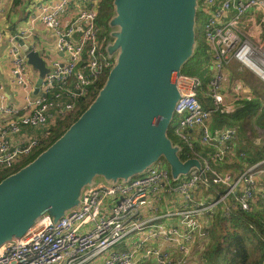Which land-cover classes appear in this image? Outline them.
Listing matches in <instances>:
<instances>
[{
	"label": "built area",
	"instance_id": "1",
	"mask_svg": "<svg viewBox=\"0 0 264 264\" xmlns=\"http://www.w3.org/2000/svg\"><path fill=\"white\" fill-rule=\"evenodd\" d=\"M100 2L36 1L30 5L25 23L6 35L10 75L22 102L9 104L0 80V116L4 118L0 125V171L30 155L49 134L46 130L73 118L77 103L85 101L86 105L96 87L106 80L116 57L108 52L106 31L97 23ZM70 7L75 8L73 16L63 23L61 17ZM252 9L264 13V0H196L195 17L203 16L200 29L208 72L205 81L197 75H178L179 97L171 122L188 159L197 157L189 132L192 128L198 129L200 145L210 149L209 160L223 164L236 152L233 140L237 127L224 126L216 131L211 122L217 112L229 111L224 81L232 62L248 68L264 83V40H250L247 26L242 24ZM40 25L51 31L62 56L43 57L48 70L37 85L27 77V53L18 39L26 43L28 51H38ZM2 39L0 33V43ZM232 89L238 99L246 97L241 94V84L236 82ZM23 127L35 128L39 134L13 144L9 136ZM239 156L246 158L244 152ZM198 161L200 167L178 178L172 177L167 162L159 159L126 180L109 184L97 181L84 190L76 207L58 219L45 212L21 236L2 242L0 264H90L101 258L100 264H187L192 243L208 237L216 213L228 215L235 208H253L257 177H264V159L236 173L217 170L199 157ZM205 188L216 192L203 196ZM199 195L203 199H196ZM146 201L152 205L149 213L143 214ZM261 201L264 204V192ZM172 219L177 222H169ZM211 264L232 263L214 260Z\"/></svg>",
	"mask_w": 264,
	"mask_h": 264
},
{
	"label": "water",
	"instance_id": "2",
	"mask_svg": "<svg viewBox=\"0 0 264 264\" xmlns=\"http://www.w3.org/2000/svg\"><path fill=\"white\" fill-rule=\"evenodd\" d=\"M129 3L115 0L112 20L123 25V53L96 99L49 148L0 182V244L21 236L32 217L69 199L90 175L125 177L158 154L171 164L174 178L200 167L196 158L181 161L166 136L179 97L176 79L194 40L196 0ZM18 42L37 68L39 85L48 70L45 60Z\"/></svg>",
	"mask_w": 264,
	"mask_h": 264
},
{
	"label": "crops",
	"instance_id": "3",
	"mask_svg": "<svg viewBox=\"0 0 264 264\" xmlns=\"http://www.w3.org/2000/svg\"><path fill=\"white\" fill-rule=\"evenodd\" d=\"M36 1H42V0H12V4L13 2L16 3L14 5L18 4L17 6L18 8L14 7V9L15 8L17 9L11 11L10 9L11 1L9 2V4L6 5L5 4L6 1L0 0V33L3 34V39L0 43V80L3 83V88H4L3 91L7 95V100L9 104L12 103V104L19 105L22 102V99H21L22 95L19 91L18 86L15 85L10 75V63H9V57L7 54V42L5 40V37L8 33L15 32L20 25H23L25 23L26 15H27V11L29 7ZM51 1H58V0H51ZM74 10H75L74 7H70L67 10V12L61 17V20L63 23L69 22L70 18L73 16ZM7 17H9L8 20H7ZM244 19L246 21L245 23L247 26L246 37H248L250 40H253L255 42L263 41L264 40V30L261 28V26L264 25V13L257 9H252L251 11L245 14ZM77 34L78 33H76V35ZM38 43H39L38 52L40 53L41 57H61L62 56V53L57 51L54 46V37L51 31H49L48 29H46L45 27L41 25L38 27ZM229 67L231 68V71ZM237 68L242 69V67H239L237 63L232 62L225 70V75L227 78L224 81V97H225V101L227 105L229 106V111L224 112V113L234 112L239 107L240 101L242 99H245V98L238 99L235 96L234 94L235 92L233 91V89L230 90L231 86L234 85L236 82L241 84L242 89L244 88V91L242 92L250 95L252 98L259 99L260 97V96H256V94H253L252 91L246 90V88L244 87L245 84L243 83V81L239 79L236 76V74L233 72ZM37 74H38L37 71H35L32 68L30 69V67H28L27 77H30L33 80H37ZM246 77H247L246 79L247 81H249L248 78H251L248 76ZM251 97L250 99H252ZM260 110L262 111L264 110L263 102H261ZM216 117H217L216 114H214L212 122H211V127H212V130L217 131L223 127L224 122L222 120H219V124H216V121H215ZM251 117H253L254 118L253 120H255V116H250L248 118H251ZM248 118H246L245 120L235 125L238 129V132L241 131L242 134L241 135L237 134L238 137L236 136L237 138L233 140V144L236 149V152L234 154H229L228 158L223 164L209 160L207 155L211 151L209 148L200 145L199 140H198V129L192 128V130H189L191 134V139L195 143V150L197 154L196 159H198L199 157L200 161L208 160L210 165L217 170H228V171H232L236 173L238 171L246 169L248 165H251V163L249 162V155L247 151L252 148H258L259 146H262L264 144L263 143L264 137H262L259 134V132L258 134L255 133L256 137H253L248 130H244L243 124H244V121H246ZM3 119L4 118L0 116V125L3 123ZM259 121L260 122L264 121V117L259 118ZM38 134H39L38 130H35L34 128L23 127L20 132L10 135L9 139L13 144L14 143L20 144L22 142H25L28 137L32 135H38ZM240 152H244L246 155V158H241L239 156ZM180 176L182 175H179L178 177ZM99 181L102 182L101 180ZM257 187L258 189L253 199V202L255 203L257 202L259 204H262L261 206H263V203L261 201V193L264 192V177H261V176L257 177ZM206 190H207L206 188L203 189V194H204L203 196H210L209 194L205 193ZM259 193H260V196H259ZM196 199H203V197L199 195V196H196ZM151 205L152 203H149L148 201H146V203L142 207L143 214L149 213V207H151ZM220 209L222 210V206H220L219 210ZM172 221L177 222L176 220H173V219L170 220L169 222H172ZM212 222H211V225H212ZM154 244L157 245L158 243H154ZM162 247L163 245H160V248ZM204 252H205L204 240L195 239V241L191 245L190 253L185 258L186 263L187 264H211L213 261H208L207 258H205L204 256ZM204 259H206V262L204 261ZM102 260L103 259L101 258L95 261L94 263H90V264H100ZM144 264H151V262L148 261Z\"/></svg>",
	"mask_w": 264,
	"mask_h": 264
},
{
	"label": "trees",
	"instance_id": "4",
	"mask_svg": "<svg viewBox=\"0 0 264 264\" xmlns=\"http://www.w3.org/2000/svg\"><path fill=\"white\" fill-rule=\"evenodd\" d=\"M114 15L115 0H101L98 9L97 23L103 27L104 31V27H108ZM198 19H201L200 23H198ZM194 22L196 29L191 51L187 59L181 64L180 73L187 76L197 75L205 81V68L202 69L201 65L203 66L204 63L207 62L208 54L206 52L205 43L203 39L201 40L202 35L200 26L203 22L202 14H197L196 17L194 15ZM94 96H91L88 101H86L87 104L84 110L88 107L89 102L93 100ZM199 99L203 102L201 97H199ZM260 108L261 102L258 98L242 99L239 107L234 112H217L216 116L230 125H236L250 116H255L257 125L263 130L264 134V121H259V118L264 117V110L262 111ZM71 123L72 122L67 125L69 126ZM60 129H63V127ZM167 136L169 137L171 145L177 148L178 158L181 161L188 159L186 156V148L174 135L171 124L167 129ZM247 153L251 164L264 159V144L258 148L248 150ZM10 173L12 172L2 173L0 171V182L9 176ZM262 207L263 210L254 212L235 208L232 209L228 215H224L221 211L216 213L209 231V236H211L212 231H214L216 237V243L213 244V254L216 253V256L212 261L219 260L232 264H264V206ZM251 245L252 249L254 248L258 254L253 252ZM209 250L210 247L208 244L207 251L209 252Z\"/></svg>",
	"mask_w": 264,
	"mask_h": 264
},
{
	"label": "rangeland",
	"instance_id": "5",
	"mask_svg": "<svg viewBox=\"0 0 264 264\" xmlns=\"http://www.w3.org/2000/svg\"><path fill=\"white\" fill-rule=\"evenodd\" d=\"M3 1H6V3H5L6 5L9 4V2L11 1V5H10L11 11L16 10L18 8L17 7L18 4L14 5V4H16L15 2H13V4H12V0H3ZM129 2H130V0H125V1L123 0V5L128 6V5H130ZM14 7H17V8L14 9ZM117 15H118L117 14V9H116V6H115V15L113 16V19H115L117 17ZM8 19H9V17H7V20ZM100 21H101V19H100ZM197 21H198V23H200L201 19H198ZM245 22L246 21L243 18L242 19V24L244 26H246ZM261 28L264 30V25H262ZM104 29L107 32L106 33L107 39H108V41L106 43L107 47L114 46L113 54L116 57V60L118 62L122 58L121 56H122V53H123L122 49H121V44H122V37L121 36L124 33L123 25L121 23H119V22H116L115 20H112L108 24V27H104ZM195 29H196V25H195V22H193L194 34H195ZM201 40H202V38H201ZM28 66L30 67V69L32 68L35 71H37L36 70L37 68L31 62H28ZM201 68L202 69L205 68L204 76H205V79H206V74L208 72L207 63H204L203 66L201 65ZM230 71H231V68H230ZM233 72L236 74V76L239 79H241L243 81V83L245 84L244 87L246 88V90L247 91H252V93L256 94V96H260L259 99H261L262 101L261 100L260 101L263 102V104H264V83L253 72H251L248 68H245V67H242V69H238L237 68ZM246 76L251 77V78H248L249 81L246 80L247 79ZM107 81H108V79L105 80L104 83L102 82V83L99 84L98 87H96L95 92H94V95H95L94 98L95 99L98 96L97 95L98 91L100 90L101 87L105 86ZM241 91H244V88ZM242 95L246 96L245 99H250V97H251L250 95H248V94H246L244 92H242ZM90 102H92V100ZM84 105H85V101L78 102L77 103V109L78 110L74 114L73 118L66 119V120L60 122L56 127H53L52 130H48V131L46 130L45 133H49V134H47L46 136H43L40 139L39 144L36 147L33 148V150H32L30 155L22 158L12 168L2 170L1 172L2 173H7V172L14 173V172H16L19 169V167H22V166L26 165L27 163H29L31 161L32 158L34 159V157L39 155L42 151H44L47 148H49L60 136H62L66 132V130H68L70 125L68 126L67 124H69L70 122H73L80 115V113L82 111H84ZM253 119L254 118L251 117V118H248L246 121H244V124H243L244 130H248L253 137H256V134H258V132H259V134L262 137H264L263 130L260 127H258V125H257V120H253ZM219 120H221V119L216 117V119H215L216 124H219ZM172 124H173V122H172ZM224 126H230V125L228 123L224 122L223 123V127ZM61 127H63V129H60ZM258 129H259V131H258ZM35 130H37V129H35ZM239 134L241 135L242 132L241 131L238 132V135ZM238 135H237V137H238ZM166 136H167V130H166ZM167 138L169 139L168 136H167ZM176 154H177V151H176ZM159 157H160V154H158L152 161L144 164L141 168H138V169H135V170H132V171L128 172V175L125 176V177H123L121 175H116V176L106 175L104 173H96L94 175H90L88 178H85V179L80 181V183L78 184L77 189L74 191L73 195L69 199L62 201L60 203V205H49V206L45 207L42 211L37 213L36 215L39 216V215H41V214L46 212V213L50 214L53 219H56L61 214H64L65 212L71 210L72 208L76 207L79 204V201L81 200V198L83 196V192H84V190L87 187L92 186L93 184H95L99 180L109 184V183L118 182L119 180H122L123 178H130V177H132V176H134L136 174L142 173L146 169H148L151 166H153L157 162V160H159ZM169 166L171 168V171H173L174 169H173V167L171 166L170 163H169ZM12 173H10V174H12ZM215 192L216 191L214 189H208V190H206L205 193L209 194L210 196H212ZM261 205L262 204H259L257 202L256 203L252 202L253 208L251 209V211L254 212V211H258V210L259 211L263 210V207ZM38 216L32 217L29 220V225H32L36 221ZM210 229H211V227L209 228V230ZM209 235H210V232L208 234V237L204 239V241H205V244H204L205 245L204 256H205V258H207L208 261H212L213 259H215V256H216V253L213 254V244L216 243L215 242V238L216 237H215L214 231H212L211 236H209ZM208 244H209V247H210L209 252L207 251ZM251 249H252V245H251ZM252 250H253V252L255 254H258V252L254 248ZM255 254H254V256H255Z\"/></svg>",
	"mask_w": 264,
	"mask_h": 264
}]
</instances>
